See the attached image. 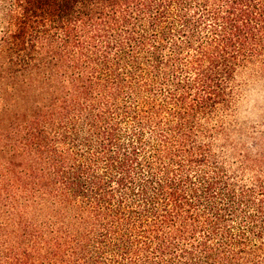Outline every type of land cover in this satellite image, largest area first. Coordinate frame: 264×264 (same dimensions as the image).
<instances>
[{
	"label": "trees",
	"instance_id": "trees-1",
	"mask_svg": "<svg viewBox=\"0 0 264 264\" xmlns=\"http://www.w3.org/2000/svg\"><path fill=\"white\" fill-rule=\"evenodd\" d=\"M250 65L264 0H0V264H264Z\"/></svg>",
	"mask_w": 264,
	"mask_h": 264
},
{
	"label": "rangeland",
	"instance_id": "rangeland-1",
	"mask_svg": "<svg viewBox=\"0 0 264 264\" xmlns=\"http://www.w3.org/2000/svg\"><path fill=\"white\" fill-rule=\"evenodd\" d=\"M231 87L234 103L226 112L224 126L229 142L243 141L247 149L253 147L254 137L257 140L264 133V72L254 65L240 68L233 76ZM261 141L264 145L262 136Z\"/></svg>",
	"mask_w": 264,
	"mask_h": 264
}]
</instances>
